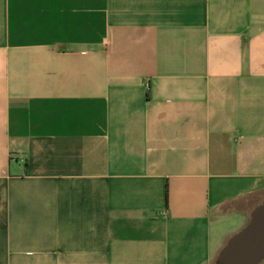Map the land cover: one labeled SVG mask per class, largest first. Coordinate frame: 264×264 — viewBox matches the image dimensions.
Masks as SVG:
<instances>
[{"label": "crops", "instance_id": "crops-1", "mask_svg": "<svg viewBox=\"0 0 264 264\" xmlns=\"http://www.w3.org/2000/svg\"><path fill=\"white\" fill-rule=\"evenodd\" d=\"M260 205L264 0H0V264H216Z\"/></svg>", "mask_w": 264, "mask_h": 264}, {"label": "water", "instance_id": "water-1", "mask_svg": "<svg viewBox=\"0 0 264 264\" xmlns=\"http://www.w3.org/2000/svg\"><path fill=\"white\" fill-rule=\"evenodd\" d=\"M264 260V205L254 209L246 226L224 245L216 264H260Z\"/></svg>", "mask_w": 264, "mask_h": 264}, {"label": "built area", "instance_id": "built-area-1", "mask_svg": "<svg viewBox=\"0 0 264 264\" xmlns=\"http://www.w3.org/2000/svg\"><path fill=\"white\" fill-rule=\"evenodd\" d=\"M14 159H15V158H13V160H14ZM20 161L23 163V161H24V160H23V159H21Z\"/></svg>", "mask_w": 264, "mask_h": 264}]
</instances>
